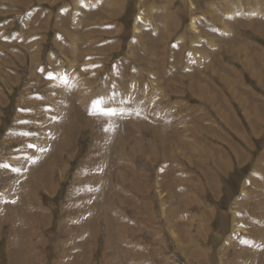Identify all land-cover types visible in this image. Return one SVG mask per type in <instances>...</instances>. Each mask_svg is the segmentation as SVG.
<instances>
[{
    "label": "rangeland",
    "instance_id": "374dc122",
    "mask_svg": "<svg viewBox=\"0 0 264 264\" xmlns=\"http://www.w3.org/2000/svg\"><path fill=\"white\" fill-rule=\"evenodd\" d=\"M263 240L264 0H0V264Z\"/></svg>",
    "mask_w": 264,
    "mask_h": 264
},
{
    "label": "bare ground",
    "instance_id": "6f19581e",
    "mask_svg": "<svg viewBox=\"0 0 264 264\" xmlns=\"http://www.w3.org/2000/svg\"><path fill=\"white\" fill-rule=\"evenodd\" d=\"M259 166V165H258ZM255 179V178H254ZM252 180H253V178H252ZM32 232V231H31ZM260 235H262V234H260ZM263 237V236H262ZM263 239V238H262ZM257 241H259V240H257ZM264 241V240H263Z\"/></svg>",
    "mask_w": 264,
    "mask_h": 264
}]
</instances>
